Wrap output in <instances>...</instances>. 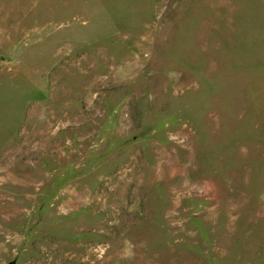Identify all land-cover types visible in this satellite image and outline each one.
<instances>
[{
  "label": "rangeland",
  "instance_id": "obj_1",
  "mask_svg": "<svg viewBox=\"0 0 264 264\" xmlns=\"http://www.w3.org/2000/svg\"><path fill=\"white\" fill-rule=\"evenodd\" d=\"M264 264V0H0V264Z\"/></svg>",
  "mask_w": 264,
  "mask_h": 264
},
{
  "label": "water",
  "instance_id": "obj_2",
  "mask_svg": "<svg viewBox=\"0 0 264 264\" xmlns=\"http://www.w3.org/2000/svg\"><path fill=\"white\" fill-rule=\"evenodd\" d=\"M9 264H12V263H9Z\"/></svg>",
  "mask_w": 264,
  "mask_h": 264
}]
</instances>
